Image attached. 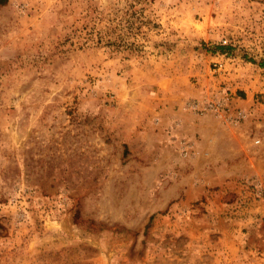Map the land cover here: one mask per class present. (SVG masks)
<instances>
[{"label":"rangeland","instance_id":"obj_1","mask_svg":"<svg viewBox=\"0 0 264 264\" xmlns=\"http://www.w3.org/2000/svg\"><path fill=\"white\" fill-rule=\"evenodd\" d=\"M0 264H264V0H0Z\"/></svg>","mask_w":264,"mask_h":264},{"label":"built area","instance_id":"obj_2","mask_svg":"<svg viewBox=\"0 0 264 264\" xmlns=\"http://www.w3.org/2000/svg\"><path fill=\"white\" fill-rule=\"evenodd\" d=\"M218 64L221 65V62H219ZM226 99H228V98H226ZM234 113H235L236 119H238V120L245 116V112L243 111V109H237ZM258 141L259 140L257 139L256 142H258Z\"/></svg>","mask_w":264,"mask_h":264}]
</instances>
